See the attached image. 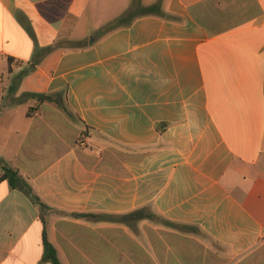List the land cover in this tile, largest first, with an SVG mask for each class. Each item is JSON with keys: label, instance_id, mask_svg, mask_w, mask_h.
<instances>
[{"label": "crops", "instance_id": "1", "mask_svg": "<svg viewBox=\"0 0 264 264\" xmlns=\"http://www.w3.org/2000/svg\"><path fill=\"white\" fill-rule=\"evenodd\" d=\"M0 165V264H264V0H0Z\"/></svg>", "mask_w": 264, "mask_h": 264}, {"label": "trees", "instance_id": "2", "mask_svg": "<svg viewBox=\"0 0 264 264\" xmlns=\"http://www.w3.org/2000/svg\"><path fill=\"white\" fill-rule=\"evenodd\" d=\"M116 26H121L120 24ZM37 100L39 102H52L53 96L52 95H38L36 96ZM0 169L3 170V174L0 177V181L6 180L9 184V186L18 188L30 198V200L38 204L40 209L42 211L47 209V206L40 203L39 199L32 193L31 189L28 187V185L18 176L17 172L14 170L4 166L0 165ZM81 217L82 215H75ZM42 245H43V262H50L51 264H61L57 257L56 249L48 242L46 237V232L42 231Z\"/></svg>", "mask_w": 264, "mask_h": 264}, {"label": "built area", "instance_id": "3", "mask_svg": "<svg viewBox=\"0 0 264 264\" xmlns=\"http://www.w3.org/2000/svg\"><path fill=\"white\" fill-rule=\"evenodd\" d=\"M77 145L79 147H87V141H86L85 135L79 137V139L77 141Z\"/></svg>", "mask_w": 264, "mask_h": 264}]
</instances>
